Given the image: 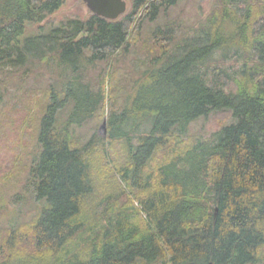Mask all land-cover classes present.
<instances>
[{
  "label": "trees",
  "instance_id": "1",
  "mask_svg": "<svg viewBox=\"0 0 264 264\" xmlns=\"http://www.w3.org/2000/svg\"><path fill=\"white\" fill-rule=\"evenodd\" d=\"M178 2L134 0L118 20L90 14L28 33L65 0H0V87L15 70L53 79L28 180L41 204L29 226L38 254L9 228L0 264H264V0H218L183 37L157 25V50L122 101L113 62ZM100 62L108 71L91 79ZM107 107L106 137H75ZM212 114L227 120L187 138ZM108 151L116 162L105 169Z\"/></svg>",
  "mask_w": 264,
  "mask_h": 264
},
{
  "label": "rangeland",
  "instance_id": "2",
  "mask_svg": "<svg viewBox=\"0 0 264 264\" xmlns=\"http://www.w3.org/2000/svg\"><path fill=\"white\" fill-rule=\"evenodd\" d=\"M126 1L128 4L127 13H129L133 10L134 0ZM217 1L179 0L175 6L170 7L167 13L162 14L157 20L146 21L135 46L126 55L121 53L113 62V65L117 67L115 77L120 84L122 83V101L126 93L132 92L133 83L141 77L142 68H145L150 60L147 55L157 50V46L152 42L153 38L151 39L156 26L169 23L178 29L179 37L191 34L204 24L205 18L210 14ZM90 14L91 12L83 0H65L62 7L45 21L30 25L28 33L38 32L41 26L48 28L59 25L68 18L85 19ZM108 69L107 62H100L94 68L91 67L87 74L91 79L100 80ZM15 71L17 73L12 75L14 78L12 82L7 87H0L2 94L0 102V260L11 256V250L5 243L9 228L13 227H18L17 231H23L26 234V239L21 242L24 248L32 251V254H38L37 250H33V242L30 240L32 232L29 226L32 224V218L37 215L41 204L30 192L28 180L31 164L38 153L37 119L47 97V88L53 82L49 73L39 69L29 74ZM107 113L108 107L104 117L99 112L93 120L77 129L75 137L79 135L83 142H86L94 133L106 137L107 129L105 132L101 125L107 119ZM226 120L225 114L201 117L191 124L190 134L187 138L195 139L199 136L207 138ZM107 146L110 147V144ZM113 153L114 151H108L106 154L100 155L99 161L101 164L106 163L105 169L111 168L112 161L116 162ZM106 190H108L106 187H101L99 195ZM120 203L126 204L127 207L133 206L130 198H126ZM134 206L133 210L131 209L132 219L141 224L144 223V215L139 211V203H134ZM74 245L78 246L77 242H73L70 248L72 249ZM20 248H23L21 244L18 245V250H21ZM12 251H15L14 248ZM24 251L27 250L24 249Z\"/></svg>",
  "mask_w": 264,
  "mask_h": 264
},
{
  "label": "water",
  "instance_id": "3",
  "mask_svg": "<svg viewBox=\"0 0 264 264\" xmlns=\"http://www.w3.org/2000/svg\"><path fill=\"white\" fill-rule=\"evenodd\" d=\"M91 14L104 17L109 20H118L127 13L128 4L126 0H83ZM106 132L107 119L101 125Z\"/></svg>",
  "mask_w": 264,
  "mask_h": 264
}]
</instances>
